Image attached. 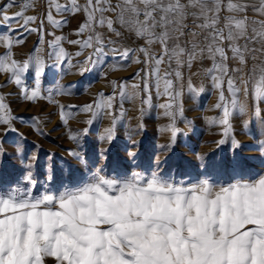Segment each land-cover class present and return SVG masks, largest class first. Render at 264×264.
I'll return each instance as SVG.
<instances>
[{"label":"snow or ice","instance_id":"6c2138e0","mask_svg":"<svg viewBox=\"0 0 264 264\" xmlns=\"http://www.w3.org/2000/svg\"><path fill=\"white\" fill-rule=\"evenodd\" d=\"M48 4L46 19L54 28L66 21L55 19L53 10L58 15L83 12L85 19L75 32L77 36L93 33L95 27H106L120 37L121 32L114 27L118 24L137 39L144 40L145 46L138 51L143 54L145 64H151L152 68L145 77L142 104L152 106L148 78H154L156 95L165 100L159 107L170 121L161 129L171 133L170 143L160 147L171 149L176 142L179 131L176 120L183 115L181 69L191 70L197 60L212 61L206 73L218 91L214 108L220 115L209 119L208 123L222 130L218 146L232 137V146L239 147L231 120L237 111L240 114L247 111V106L239 100L241 91L245 98L251 96L254 101V115L261 116L264 60L255 63L247 76L243 69L249 58L258 59L256 53L264 56V19L250 20L247 15L251 8L256 16L264 18V0H256L254 4L246 0H116L115 4L112 0H86L83 5L80 0H67L65 4L48 0ZM12 6L0 8L3 13L0 26L5 28L0 33V47L6 50L0 55V73L8 74L9 82L21 88L24 100L35 102L43 98L39 86L31 90L25 87L24 75L34 66L36 76H40L46 61L39 55V47L35 49L36 55L28 56L23 62L13 57V47L24 41L13 38L17 30L12 27V21L25 31L37 32L36 28H28L37 17L25 16L23 10L9 16L6 12ZM22 7L27 10L31 3ZM105 13H112L115 20ZM189 19L199 32H188L190 39L185 44L182 41ZM39 32V44L44 45L43 21ZM49 35L54 36L48 42L53 50L48 53L49 58L57 63L67 60L71 65L69 54L60 46L64 38L54 33ZM198 35L203 36L202 41L197 39ZM69 43L79 46L76 57L85 49H93L82 65L76 66L80 75L91 71L109 53L118 61H128L136 54V50L117 47L112 41L108 42L112 47L106 51L99 34H89L86 39ZM157 44L160 51L153 53L152 48ZM257 44L260 47H254ZM229 59L237 66L230 69ZM133 62L141 61L137 57ZM165 63L169 68L175 63L176 67L161 73ZM118 66L113 70H118ZM230 72L240 74V86ZM177 82H181L179 88ZM126 87L119 85L121 101L125 97L140 98L139 84L132 86L131 94L126 92ZM116 88L113 82V95L105 97L101 93L93 103L78 108L76 113L72 112L75 105L68 109L61 105L62 124L67 126L75 115L85 113L91 116L85 121L90 127L97 117L107 115L112 117L111 126L105 129L101 139L111 143L117 123L113 112ZM203 90L194 86L191 79L187 81L189 93L199 95ZM13 119L11 109L0 96V125L7 126L5 135L16 132L11 126ZM33 120L32 126L39 132L38 118ZM88 131L89 128L83 129L82 135H87ZM70 139L75 140L77 136L70 134ZM69 155L81 159L77 152H69ZM36 160L34 154L29 169ZM47 179L52 181L51 172ZM36 183L29 170L22 183L0 190V264H47L49 259L54 264H264V175L228 184L207 178L188 183L176 182L158 172L150 175L133 172L128 176L117 173L109 177L97 169L80 184L34 195L32 189Z\"/></svg>","mask_w":264,"mask_h":264},{"label":"rangeland","instance_id":"374dc122","mask_svg":"<svg viewBox=\"0 0 264 264\" xmlns=\"http://www.w3.org/2000/svg\"><path fill=\"white\" fill-rule=\"evenodd\" d=\"M27 2L31 3V7L24 10L22 6ZM59 2L65 4L67 0H59ZM85 2L86 0H80L81 5ZM112 3L115 4L116 0H112ZM8 4L13 5L7 9L6 14L9 16H14L23 10L25 16L37 17L35 23L28 25V28H36L37 32L25 31L20 28V24L12 21V27L17 30L13 33V38L24 41L23 44L13 47V57L23 62L28 56L36 55L35 49L39 47L41 49L39 55L45 59L46 66L40 76H36L34 66L24 75L25 87L31 90L39 86L43 98L35 102L24 100L21 88L9 82L8 74L0 73V96L4 97L5 103L11 109L14 117L11 126L16 129V132H7L5 135L7 126L0 125V190L22 183L23 176L29 170L37 181L32 189L34 195L45 190H62L64 185L80 184L97 169L109 177L117 173L128 176L133 172L146 175L158 172L160 175L171 177L176 182L183 180L188 183L207 178L219 184H228L238 180L256 179L264 175V102L260 104L261 116L257 118L254 115V101L251 96L245 98L241 91L239 100L241 104L247 106V111L244 114L237 111L231 120L233 136L239 147L232 146V137H229L225 144L218 146L217 142L222 138V130L208 123L209 119L220 115L219 110L214 108L218 101V91L206 73V70L212 66L211 60H197L191 70L187 67L181 69L184 92L183 115L176 120L179 131L171 149L160 147L170 143L171 133L161 131L170 121L163 116V110L159 107L165 100L157 97L154 78H148L152 88V106L148 108L142 104V99L145 97L143 92L145 77L152 68L151 64H145L143 54L138 51L140 47L145 46L144 40L137 39L134 34L128 33L118 24L114 27L121 32L120 37L109 32L106 27H95L93 33L86 32L83 36H77L75 32L85 19L83 12L75 15L64 12L58 15L53 10L55 19L66 21L59 28H54L46 19L49 11L48 0H0V8ZM223 15L224 13L221 14L222 18ZM105 16L115 20L112 13H105ZM42 21L44 45L39 44V29ZM222 23L223 19L221 25ZM187 24L188 28L182 41L185 44L190 39L188 32H199L193 27L191 19ZM4 31L5 28L0 26V33ZM49 33L64 38L60 46L69 54L71 65L67 60L57 63L54 58H49L48 53L53 50L48 42L54 39ZM89 34H99L105 42L106 51L112 47V44L108 43L112 41L117 47L136 50V54L128 61H118L109 53L101 58V62L91 71L80 75L76 66L82 65L93 49H85L81 56L76 57L75 53L80 51V48L69 41L86 39ZM197 39L202 41L203 36L198 35ZM240 43L244 44V41L241 40ZM159 51L160 46L154 45L152 52L159 53ZM5 53L6 50L0 47V55ZM255 55L258 59L253 61L249 58L247 66L243 69L245 76L255 63L264 60V56L260 53ZM137 57L140 63L133 62ZM117 65H119L118 70H113ZM228 65L230 69L237 66L231 59ZM175 67V63L171 68L165 63L161 66V73L165 70L173 71ZM229 74L240 86V74L232 72ZM189 79L197 88L203 87V92L199 95L189 93L187 91ZM113 82L117 84L115 90L117 99L113 108L117 123L111 143L101 139L105 129L111 126L112 117L107 115L97 117L90 127L85 121L91 116L85 113L75 115L67 126L62 124L59 115L61 105L65 109L75 105L76 108H73L72 112L76 113L78 108L93 103L101 93L105 97L113 95ZM180 83L177 82L178 88ZM120 84L127 86L128 94L133 92V85L139 84L140 98L125 97L121 101ZM224 88L227 96L226 81ZM33 118H38L39 132L32 126ZM85 128H89L88 134L82 135ZM70 134L77 136V139H70ZM69 152L79 153L81 159L69 155ZM34 154L37 160L29 169L30 158ZM235 161L241 163L236 165ZM50 172L53 176L52 181L47 179ZM52 263L54 261L51 259L47 261V264Z\"/></svg>","mask_w":264,"mask_h":264},{"label":"crops","instance_id":"0c3cea01","mask_svg":"<svg viewBox=\"0 0 264 264\" xmlns=\"http://www.w3.org/2000/svg\"><path fill=\"white\" fill-rule=\"evenodd\" d=\"M246 2L249 3V4H254V3H256V0H246ZM247 15H248L250 20H253V19H264V18L256 16L253 13L251 8L248 9ZM52 264H54V263H52Z\"/></svg>","mask_w":264,"mask_h":264}]
</instances>
